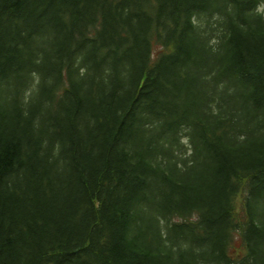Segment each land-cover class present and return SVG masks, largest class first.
<instances>
[{
    "label": "trees",
    "instance_id": "trees-1",
    "mask_svg": "<svg viewBox=\"0 0 264 264\" xmlns=\"http://www.w3.org/2000/svg\"><path fill=\"white\" fill-rule=\"evenodd\" d=\"M0 264H264V0H0Z\"/></svg>",
    "mask_w": 264,
    "mask_h": 264
},
{
    "label": "rangeland",
    "instance_id": "rangeland-1",
    "mask_svg": "<svg viewBox=\"0 0 264 264\" xmlns=\"http://www.w3.org/2000/svg\"><path fill=\"white\" fill-rule=\"evenodd\" d=\"M262 9V8H261ZM158 49V48H157ZM235 240H237L238 241V239L237 238H235Z\"/></svg>",
    "mask_w": 264,
    "mask_h": 264
}]
</instances>
